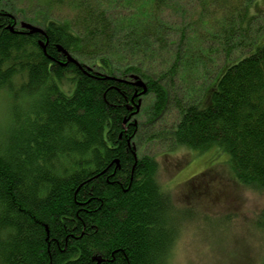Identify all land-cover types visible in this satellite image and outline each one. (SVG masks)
<instances>
[{"label":"trees","instance_id":"obj_1","mask_svg":"<svg viewBox=\"0 0 264 264\" xmlns=\"http://www.w3.org/2000/svg\"><path fill=\"white\" fill-rule=\"evenodd\" d=\"M255 1L44 0L22 20L0 0V91L36 106L0 145V264H169L189 215L140 153L153 143L218 149L239 184L264 190Z\"/></svg>","mask_w":264,"mask_h":264},{"label":"rangeland","instance_id":"obj_2","mask_svg":"<svg viewBox=\"0 0 264 264\" xmlns=\"http://www.w3.org/2000/svg\"><path fill=\"white\" fill-rule=\"evenodd\" d=\"M43 1L3 0L2 6L24 20L41 10ZM259 12L264 15V0H256L251 8L252 14ZM57 15L69 19L71 12L64 9ZM169 17L173 19L174 16ZM263 44L264 32L258 46ZM220 65L218 62L215 67ZM208 80L202 78L196 85L207 87ZM34 103V100L25 99L15 101L10 94L0 91V145L15 137L26 116L36 108H32ZM141 103L143 107V99ZM140 153L154 157L159 184L173 206L189 215L179 222L169 264L261 263L264 235L255 226L264 212V190L254 191L239 184L225 154L218 149L205 152L186 148L169 150L156 143L140 149Z\"/></svg>","mask_w":264,"mask_h":264},{"label":"water","instance_id":"obj_3","mask_svg":"<svg viewBox=\"0 0 264 264\" xmlns=\"http://www.w3.org/2000/svg\"><path fill=\"white\" fill-rule=\"evenodd\" d=\"M22 27L25 30H28L31 34H36V33L37 34H43V31L41 29H39V28H32L30 25H27V24H23ZM9 29L11 31H13L14 26L9 27ZM40 45L43 46L42 43H40ZM67 61H68V63H73V64L77 65V67H79V64L74 59H72L71 57H68L67 58ZM134 80L136 82H134L133 85L136 86V87H138V88H140L142 90L141 93L139 94V96L145 95L146 92H147V88L144 85V83H142L141 81H138L137 79H134ZM140 103L141 102L139 101L138 104L136 105V111L139 110Z\"/></svg>","mask_w":264,"mask_h":264},{"label":"flooded vegetation","instance_id":"obj_4","mask_svg":"<svg viewBox=\"0 0 264 264\" xmlns=\"http://www.w3.org/2000/svg\"><path fill=\"white\" fill-rule=\"evenodd\" d=\"M11 19L13 20L12 21L13 22V25L12 26L16 27V24H17L16 20L13 17ZM135 99H136V101H138L137 100L138 98H135ZM129 111H131V110L129 109Z\"/></svg>","mask_w":264,"mask_h":264},{"label":"bare ground","instance_id":"obj_5","mask_svg":"<svg viewBox=\"0 0 264 264\" xmlns=\"http://www.w3.org/2000/svg\"><path fill=\"white\" fill-rule=\"evenodd\" d=\"M22 26V25H21ZM21 28V27H20Z\"/></svg>","mask_w":264,"mask_h":264}]
</instances>
